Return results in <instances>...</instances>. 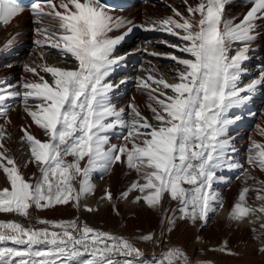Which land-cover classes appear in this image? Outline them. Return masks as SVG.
Listing matches in <instances>:
<instances>
[{
  "label": "snow or ice",
  "instance_id": "1",
  "mask_svg": "<svg viewBox=\"0 0 264 264\" xmlns=\"http://www.w3.org/2000/svg\"><path fill=\"white\" fill-rule=\"evenodd\" d=\"M248 2L251 7L239 23L225 16L229 0H199L195 5L184 0L187 14L173 7L172 15L149 18L139 27L181 42L164 40L173 51L151 53L175 62L173 81L153 66L147 78L124 77L114 82L113 73L129 55L117 56L115 50L137 27L132 21L114 15V9L102 0H33L27 9L18 0H0V23L7 25L30 10L36 25L34 44L55 49L63 64L75 65L50 64L40 52L44 62L35 67L24 65L30 77H22L17 84L0 80V117L10 123L9 112L14 107L10 101L19 100L46 137L42 140L34 135L31 125L22 128L21 141L30 156L21 165L3 143L7 123L0 125V169L10 185L0 189V213L35 219L42 225L0 221V264H191L180 246L149 255L138 242L167 244L166 235L177 221L206 225L209 214L223 206L217 186L229 182L226 170L240 171L245 182L257 179L250 168L264 172V143L251 140L242 163L230 134L242 119L233 110L264 87V66L258 78L241 86L258 21L264 20V0ZM120 29L126 31L110 35ZM14 43L15 37L5 47ZM130 79L147 94L151 121L134 100L126 107L114 103L115 93ZM260 134L264 136V128ZM113 136L118 142H113ZM117 163L136 174L118 199L137 193L134 203L160 214L158 234L149 232L133 239L93 227L79 217H32L30 209L70 202L78 211H94L82 204L96 191L93 176L111 174ZM30 164L39 175L34 172L26 178L21 169ZM259 184L255 189L243 188L231 210V221L241 222L250 215L261 219L257 213H264V203L258 208L246 206L250 191L264 202V181ZM165 197L176 206L165 207ZM105 198L112 199L108 189L101 197ZM113 210L119 214L115 205ZM252 230L254 238L264 239V221ZM218 250L236 255L227 241ZM260 251L264 252V246Z\"/></svg>",
  "mask_w": 264,
  "mask_h": 264
},
{
  "label": "bare ground",
  "instance_id": "2",
  "mask_svg": "<svg viewBox=\"0 0 264 264\" xmlns=\"http://www.w3.org/2000/svg\"><path fill=\"white\" fill-rule=\"evenodd\" d=\"M187 2L195 5L199 0H187ZM173 7L187 14L184 0H148L140 3L135 9L125 11L123 14L136 16L145 22L149 18L158 19L172 15ZM244 10L245 6L234 4L225 16L226 18L234 19L237 23ZM35 27L31 12H25L21 16L16 17L11 24L0 29V80H7L8 83L17 84L22 77H30L31 74L24 71V65L35 67L44 62L39 57L40 52L45 53L44 59L50 64L68 67L75 66L71 63L63 64L62 58L55 49H51L48 46L43 48L36 46L34 44V40L37 38L34 31ZM257 33V38L252 43L251 48L259 49V56L264 62V28H257ZM114 34L110 33V35ZM13 37H15V43L6 48L5 44ZM164 40H167L170 44L181 43L174 36L155 31V35L152 38L144 41L138 40L129 45L130 51L145 53L144 61L138 68L132 69L130 74L123 75L122 73L114 72L112 80L119 82L124 77L134 78L137 76L147 78L149 75L147 70L155 66L169 82H172L175 62L151 55L153 52L165 54L173 51V49L162 43ZM175 54L178 56L182 55L179 52ZM246 64L247 61L244 67L248 71H252L251 74L254 77H248L247 71V74L241 77V86L248 84L252 79L259 76L260 67L257 69L255 66H247ZM37 70L40 71L39 68ZM41 74L44 73L41 72ZM151 74L157 75V78H159L157 73ZM46 78H48L47 75ZM153 86L155 87V85ZM133 100L142 113L151 121L152 113L147 107L149 103L147 94L138 90L136 83L130 79L127 84L121 85L117 90L114 95V103L119 107H126ZM10 103L14 104V107L9 112L10 123L0 117V125L7 123L3 143L9 149L10 154L16 157L17 163L23 165L29 158L30 152L27 144L21 141L23 136L22 128H28L31 125L30 130L34 135L42 140L46 137L43 131L27 116L23 104L19 100L10 101ZM233 111L242 116V119L232 126L230 134L235 137L234 143L239 150L237 158L243 163L245 162L251 140L264 143V136L260 134V129L264 128V87L258 88L245 105ZM113 142H118L115 136H113ZM245 167L248 168L246 163ZM21 170L26 178L34 172L39 175L37 169L31 164ZM249 171L257 178L256 180L245 182L244 176L240 171H225L224 175L230 178L229 182L221 183L217 186L223 199V206H218L217 212L209 214V220L206 225L201 227L199 223L194 226L187 221H177L174 230L166 235L167 244L162 243L156 246L150 242H138V246L149 255L153 253L159 255L168 246H180L187 253L191 264H200L203 261H210L212 264H264V252L260 251V248L264 246V239L254 238L256 234L252 230L254 227L259 229V224L264 221V213H257L261 217L259 221L256 220L255 216L251 215L241 222L229 219L231 210L243 188L247 186L250 189H255L260 187L259 181H264V172L258 168H250ZM135 179L136 174L134 171H130L124 164L117 163L113 167L111 174L104 175L103 178H101L99 173L93 176L96 191L83 200L82 204L91 206L94 211H85L83 208L78 211L71 202L67 205H57L50 209L35 210L33 208L29 211L32 217L48 219L69 220L79 217L81 221H86L93 227L133 239L149 232L158 234L160 232V214L143 203H134L133 198L137 193L134 192L123 200L118 199L120 193L125 191ZM4 187H10V185L3 170L0 169V189ZM105 189L111 191V201L107 198L101 199L104 196ZM261 203L264 202L255 199V191H250L246 206L258 208ZM114 205L119 214L113 210ZM164 206L174 208L176 204L174 201H168L167 197H165ZM2 220H17L25 224V226H28L29 223L36 227L42 226L37 225L35 219L29 221L13 213H0V221ZM250 220L255 221V223H250ZM225 241H227L228 247L236 255L218 250Z\"/></svg>",
  "mask_w": 264,
  "mask_h": 264
},
{
  "label": "rangeland",
  "instance_id": "3",
  "mask_svg": "<svg viewBox=\"0 0 264 264\" xmlns=\"http://www.w3.org/2000/svg\"><path fill=\"white\" fill-rule=\"evenodd\" d=\"M28 48V47H27ZM160 50H163V49H160Z\"/></svg>",
  "mask_w": 264,
  "mask_h": 264
}]
</instances>
